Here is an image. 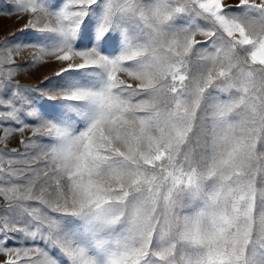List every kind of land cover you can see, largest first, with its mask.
<instances>
[{
  "label": "snow or ice",
  "instance_id": "obj_1",
  "mask_svg": "<svg viewBox=\"0 0 264 264\" xmlns=\"http://www.w3.org/2000/svg\"><path fill=\"white\" fill-rule=\"evenodd\" d=\"M5 7L0 264H264V0Z\"/></svg>",
  "mask_w": 264,
  "mask_h": 264
},
{
  "label": "rangeland",
  "instance_id": "obj_2",
  "mask_svg": "<svg viewBox=\"0 0 264 264\" xmlns=\"http://www.w3.org/2000/svg\"><path fill=\"white\" fill-rule=\"evenodd\" d=\"M8 0H0V10L6 11V4ZM22 24V21H18L15 17H9L6 15H0V40L6 35H10ZM31 60L30 55H26L22 62ZM53 69L49 66L37 65L35 68L26 70L21 74L20 80L25 85H39L41 80L45 76H51Z\"/></svg>",
  "mask_w": 264,
  "mask_h": 264
}]
</instances>
